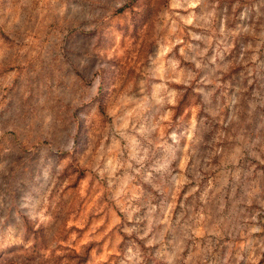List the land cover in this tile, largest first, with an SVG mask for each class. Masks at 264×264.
<instances>
[{"label": "rangeland", "instance_id": "1", "mask_svg": "<svg viewBox=\"0 0 264 264\" xmlns=\"http://www.w3.org/2000/svg\"><path fill=\"white\" fill-rule=\"evenodd\" d=\"M0 264H264V0H0Z\"/></svg>", "mask_w": 264, "mask_h": 264}, {"label": "trees", "instance_id": "2", "mask_svg": "<svg viewBox=\"0 0 264 264\" xmlns=\"http://www.w3.org/2000/svg\"><path fill=\"white\" fill-rule=\"evenodd\" d=\"M129 1H130V0H125V3H126V2H129Z\"/></svg>", "mask_w": 264, "mask_h": 264}]
</instances>
